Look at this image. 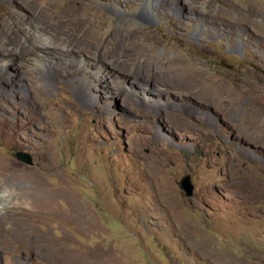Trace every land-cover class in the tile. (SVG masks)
I'll use <instances>...</instances> for the list:
<instances>
[{
	"label": "rangeland",
	"instance_id": "obj_1",
	"mask_svg": "<svg viewBox=\"0 0 264 264\" xmlns=\"http://www.w3.org/2000/svg\"><path fill=\"white\" fill-rule=\"evenodd\" d=\"M157 1L0 0V264H264V0Z\"/></svg>",
	"mask_w": 264,
	"mask_h": 264
},
{
	"label": "bare ground",
	"instance_id": "obj_2",
	"mask_svg": "<svg viewBox=\"0 0 264 264\" xmlns=\"http://www.w3.org/2000/svg\"><path fill=\"white\" fill-rule=\"evenodd\" d=\"M125 2H129L130 0H124ZM148 1V0H147ZM171 1V0H170ZM110 2H111V0H110ZM149 3V2H148ZM169 3V1L168 0H159V1H157L156 3H155V5H154V11L156 12L157 10H162V9H164V7H165V5H167ZM194 4H196V1H193L192 3L190 2V5L189 6H192V5H194ZM183 5V4H182ZM181 4H180V6L178 7V8H181V6H182ZM187 5V4H186ZM69 6H72L70 3H67V5L66 6H64L62 9L63 10H66V9H68V7ZM174 7H176V5H171V8H174ZM187 9H188V12H192V11H194V7H190V9H189V7L188 8H185V7H182V9L180 10V11H183L184 13H186L187 12ZM186 11V12H185ZM182 12V13H183ZM134 15H135V13H134ZM146 15V14H145ZM158 15V14H157ZM40 16H38V18H39ZM150 16H147L146 15V17L145 16H143L141 13L139 14V15H135V16H132L130 19H129V21H133V22H138V23H140V24H142L143 22L145 23H147V22H149V19L150 20H152V18H149ZM41 18V17H40ZM125 19V18H124ZM41 20V19H40ZM62 33L61 31H56L54 34H57L58 35V37H59V34L60 33ZM53 34V33H52ZM32 35V34H31ZM29 36V39L30 40H32L33 39V36ZM44 35V34H43ZM130 35V37L132 36V34H129ZM41 36V35H40ZM52 36V35H51ZM55 36V35H54ZM26 37V36H25ZM36 37H37V35H36ZM47 37V36H46ZM56 37V36H55ZM41 38V37H40ZM49 37H47V39H48ZM27 41H28V38L26 37L25 38ZM36 39V38H35ZM42 39H44V37L42 38ZM52 39V38H51ZM58 39V38H57ZM40 40V39H39ZM60 40V39H59ZM0 41H3L2 39L0 40ZM47 41V40H46ZM55 41V40H54ZM58 41V40H57ZM43 42H44V40H43ZM48 42V41H47ZM6 44V45H14V46H20V51L17 53V55H16V52H15V50H9L10 48L8 47V49L3 45V44ZM2 45H0V57L3 59V60H8L9 58H13V59H15V60H23V59H25V56H26V53H30V50H28L25 46H22V44L21 43H17V42H12V41H5ZM58 43V42H57ZM40 44V43H39ZM37 45L38 47L37 48H35V49H33V50H36V51H34L35 52V54L34 53H32V54H30V56H34L36 59H37V62H41L42 63V61H40L39 59H41L42 58V60H50V56L48 57V55H51V56H53V55H55V54H58V52H62V53H66L67 51H68V49H69V47L67 48V47H65L64 46V48H60V47H57V46H55L54 44H52L51 42H48V43H46V42H44V44H40L41 46H43V47H39L40 45ZM50 44V45H49ZM35 45V44H34ZM63 45V44H62ZM72 45V44H71ZM5 47V48H2V47ZM13 46V47H14ZM31 46H32V44H31ZM30 46V47H31ZM61 46V45H60ZM35 47V46H34ZM71 47V46H70ZM29 48V47H28ZM71 49V48H70ZM85 49V48H84ZM80 51V50H79ZM13 52V53H12ZM96 54V53H95ZM8 59H7V58ZM84 57V56H83ZM5 58V59H4ZM94 60H97V61H100L99 59H97V58H94V57H92ZM73 64V63H72ZM71 65V63L70 64H68V66L69 67H72V66H70ZM104 65V64H103ZM118 66V65H117ZM115 67V66H114ZM118 69V68H117ZM151 70L152 71H154V70H156V69H154L153 68V66H151V67H149L148 68V71H150V73H151ZM147 71V70H146ZM162 71V70H161ZM160 71V72H161ZM47 72H50V70H47ZM142 72V71H141ZM148 73V72H147ZM143 75V74H142ZM49 76V75H48ZM145 77V76H144ZM147 77V76H146ZM154 79H152V80H154V82L155 83H157V84H159V85H161V84H163V86H168L169 85V83H165L163 80H161V79H157V78H155V77H153ZM147 80H149V79H147ZM151 80V79H150ZM175 85V84H174ZM10 166H12V169L14 170V168L15 167H13V165H11L10 164ZM18 170V169H17ZM16 176L17 177H21V175H19V174H17L16 173ZM36 190L38 191V193H39V190L40 189H38V187L37 186H35V187H33V188H31L30 190L28 189V191L26 192L25 190L23 191V192H21L20 193V197H21V201H48L47 203H49V201H52V198H49V192H47V193H42V195H38L37 193H36ZM43 191V190H42ZM46 191H47V189H46ZM52 196V195H51ZM46 209H47V207H45ZM38 213H40L41 214V212H38ZM48 213V212H47ZM46 214V213H45ZM47 215H49V213L47 214Z\"/></svg>",
	"mask_w": 264,
	"mask_h": 264
},
{
	"label": "water",
	"instance_id": "obj_3",
	"mask_svg": "<svg viewBox=\"0 0 264 264\" xmlns=\"http://www.w3.org/2000/svg\"><path fill=\"white\" fill-rule=\"evenodd\" d=\"M15 157L21 163L31 165V157L23 152H17ZM180 188L185 193L187 197H191L193 194V185L191 184L189 176H184L180 181Z\"/></svg>",
	"mask_w": 264,
	"mask_h": 264
}]
</instances>
